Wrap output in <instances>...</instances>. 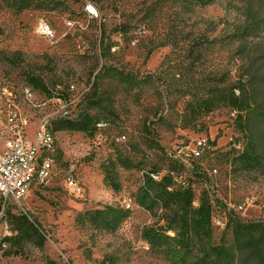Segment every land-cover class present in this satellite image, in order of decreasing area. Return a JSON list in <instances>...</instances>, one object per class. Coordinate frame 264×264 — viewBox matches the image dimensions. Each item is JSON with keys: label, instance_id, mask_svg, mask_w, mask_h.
Masks as SVG:
<instances>
[{"label": "rangeland", "instance_id": "rangeland-1", "mask_svg": "<svg viewBox=\"0 0 264 264\" xmlns=\"http://www.w3.org/2000/svg\"><path fill=\"white\" fill-rule=\"evenodd\" d=\"M60 3L54 10L15 11L11 0H0V86L8 85L1 95L9 94V87L15 91L14 105L30 120L28 134L39 119H48L55 143L47 153L53 159L51 178L33 186L20 203L0 204V237L11 233L10 210L40 222L45 242L41 247L27 242L19 255L0 249V264H46L47 259L188 264L157 253L143 238L144 228L164 224L160 211L141 203L140 185L151 168L159 178L168 171L186 177L197 197L207 193L215 240L224 234L229 209L244 220H263L264 174L231 164L247 141L237 111L222 102L194 114L191 105L207 97V86L237 95V86L252 74L264 76V0H215L203 6L177 0ZM89 3L96 7L94 17L86 13ZM40 19L50 24L54 37L35 31ZM246 28L261 32L244 50L239 40ZM24 88L31 90V101ZM257 89L256 104L264 106V85L258 82ZM93 92L97 97L90 100ZM59 100L75 114L89 111L103 126L94 123L92 132L55 130L52 116ZM8 103L0 106L3 124ZM6 130L0 125V146ZM253 131L264 134V123L255 120ZM123 161L131 163L129 169ZM68 177L78 182L81 195L67 188ZM105 206L126 213L114 231L75 221L84 209Z\"/></svg>", "mask_w": 264, "mask_h": 264}, {"label": "trees", "instance_id": "trees-1", "mask_svg": "<svg viewBox=\"0 0 264 264\" xmlns=\"http://www.w3.org/2000/svg\"><path fill=\"white\" fill-rule=\"evenodd\" d=\"M60 1L11 0V4L15 11L32 8L47 11L56 9L61 4ZM89 1L94 3L100 0ZM177 1L185 3L189 1L191 4L203 6L215 0ZM115 30L124 32L122 26H117ZM260 32L257 28L243 30L240 33L242 38L239 40L241 48L245 50L247 44L251 45L253 38L258 37ZM104 38L103 33L101 44ZM205 42L209 40H204L203 44ZM29 80L32 83L36 82V78L30 77ZM258 82L264 85V76L252 74L246 82L237 86L239 91L237 95L226 87L207 86V97L193 101L191 108L193 113L197 114L209 111L222 102L234 107L247 141L239 153L233 155L231 164L237 169L260 170L264 174V134L253 131L255 120L264 123V106L256 104L260 94L257 89ZM91 95L95 97L90 100L97 97L95 92ZM94 123L97 122L93 120L90 112L81 110L74 119H55L53 128L92 132L95 129ZM125 161L122 165L129 169L131 163L126 164ZM150 171L140 185L141 203H147L150 210L160 211L159 218L164 221L163 226L144 228L143 238L150 248L159 254L179 257L188 264H264V219L244 220L229 209L224 234L215 240L210 217L211 201L207 193L203 191L197 197L194 187L187 178L179 177L178 181L176 180L178 175L171 171L164 173L158 180L151 176V173L159 175L158 170L151 168ZM195 174L199 176L200 171L195 170ZM7 215L11 233L0 237V249H3L4 254L19 255L27 242L36 247L44 244L43 228L29 213H12L8 210ZM125 216L123 209L105 206L84 209L76 215L75 221L82 226L89 223L98 230L114 231ZM46 264L55 263L47 259Z\"/></svg>", "mask_w": 264, "mask_h": 264}, {"label": "built area", "instance_id": "built-area-1", "mask_svg": "<svg viewBox=\"0 0 264 264\" xmlns=\"http://www.w3.org/2000/svg\"><path fill=\"white\" fill-rule=\"evenodd\" d=\"M86 13L90 17L97 15L95 5L89 3L85 6ZM68 25H73L71 20H67ZM35 31L45 37H54V32L50 24L40 19L35 25ZM3 86H8L4 84ZM0 86V106L7 100L6 121L0 120V125L4 126L6 135L0 146V202L6 204L8 200L13 203H20L33 186L44 183L51 178L53 169V159L47 156L48 152L54 149L53 133L47 128V120H38L35 129L28 134L30 120L28 116L14 105L15 91L9 87V94L1 95ZM22 93L31 101V90L24 88ZM60 102L54 119H74L78 116L70 111L68 104ZM63 103V104H62ZM46 104V103H42ZM14 106V109L10 106ZM34 105L39 106L40 103ZM1 116V110H0ZM98 126H103V122H97ZM123 139L125 136H121ZM198 153V152H196ZM154 180L159 179V175L151 173ZM179 181V178L176 179ZM66 186L76 195H81L82 189L73 177H68Z\"/></svg>", "mask_w": 264, "mask_h": 264}, {"label": "bare ground", "instance_id": "bare-ground-1", "mask_svg": "<svg viewBox=\"0 0 264 264\" xmlns=\"http://www.w3.org/2000/svg\"><path fill=\"white\" fill-rule=\"evenodd\" d=\"M5 204H2V206H4Z\"/></svg>", "mask_w": 264, "mask_h": 264}]
</instances>
